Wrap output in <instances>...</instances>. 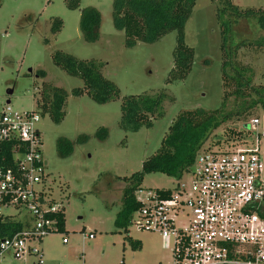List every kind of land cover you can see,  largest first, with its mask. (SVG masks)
Segmentation results:
<instances>
[{
  "label": "rangeland",
  "instance_id": "obj_1",
  "mask_svg": "<svg viewBox=\"0 0 264 264\" xmlns=\"http://www.w3.org/2000/svg\"><path fill=\"white\" fill-rule=\"evenodd\" d=\"M112 1L80 0L79 8L69 9L65 0H0V111L7 99L11 111L37 110L43 82L68 93L61 122L41 115L37 123L48 178L45 198L59 203L64 213V232L54 231L33 241L44 264H168V250L156 232L137 229L134 221L126 232L116 228L114 220L125 186L121 177L140 170L141 162L158 150L180 112L196 108L213 111L221 104L220 34L212 1L196 0L184 23V40L193 50L192 64L184 79L173 82L166 79L173 66L175 31L153 43L127 45L123 32L114 26ZM231 1L240 8H264V0ZM85 6H93L100 13L94 42H86L79 30V9ZM55 20L60 21L57 31L53 30ZM235 31L241 38L262 33L244 20L237 22ZM56 51L101 63L102 76L116 85L118 96L99 104L86 92L73 95L71 90L82 87L83 82L54 65L52 55ZM238 59L252 68L253 84L264 85V49H240ZM40 72L43 76H38ZM161 91L166 94L162 114L152 118L149 126L136 131L120 128L123 97ZM235 104L229 98L225 109L233 110ZM256 116L260 127L264 126V113L256 108L245 122L232 118L212 130L201 148L229 147L235 140L230 131L245 134L248 120ZM103 133L105 136L100 137ZM61 138L72 142L71 152L64 157L56 149ZM248 138L254 139V134ZM175 184L176 179L165 174L148 173L135 196L144 200L147 189H172ZM0 211L20 217L12 209L0 207ZM87 233L94 237L87 238ZM127 237L138 241L139 248H132ZM34 261V256H26L9 264Z\"/></svg>",
  "mask_w": 264,
  "mask_h": 264
},
{
  "label": "built area",
  "instance_id": "obj_2",
  "mask_svg": "<svg viewBox=\"0 0 264 264\" xmlns=\"http://www.w3.org/2000/svg\"><path fill=\"white\" fill-rule=\"evenodd\" d=\"M40 117L39 110L11 111L7 104L0 111V147L8 144L10 154L0 166V207L20 215L0 211V224H22L16 231L0 226V264L26 256L44 264L33 241L57 231L56 214L63 211L45 198ZM248 122L229 147L200 148L172 189H147L144 200L135 196L140 205L130 222L159 235L168 264H264V126L258 116Z\"/></svg>",
  "mask_w": 264,
  "mask_h": 264
},
{
  "label": "trees",
  "instance_id": "obj_3",
  "mask_svg": "<svg viewBox=\"0 0 264 264\" xmlns=\"http://www.w3.org/2000/svg\"><path fill=\"white\" fill-rule=\"evenodd\" d=\"M80 0H65L69 9L79 8ZM215 4V17L219 27L220 42V78L223 89L220 107L213 111L201 108L184 110L171 122L163 136L158 150L141 162L140 170L129 177H121L125 186L121 195V208L116 214L114 224L117 229L127 231L130 218L140 203L135 191L145 174L159 172L179 179L191 166L196 152L201 148L208 135L228 119L244 121L259 108L264 113V85H254L252 68L238 59L240 49L254 52L264 49V8H240L231 0H210ZM196 0H113L112 19L114 26L123 32L125 43L132 45L137 41L153 43L165 34L175 31L173 48V66L166 82L184 79L192 64L193 50L184 40V23L190 16ZM240 20L247 21L261 30L259 36L241 38L235 31ZM53 30L57 31L60 21L55 20ZM100 13L93 6L79 9V30L86 42L98 39ZM54 65L66 74L78 77L83 86L73 88V95L86 92L94 102L102 104L118 96L116 85L104 78L100 72L102 66L94 60H81L74 56L56 51L52 55ZM43 76V73H38ZM40 95L36 99V108L41 115H48L54 123L63 119L67 91L58 86L43 82ZM166 94L161 91L155 95L139 94L122 98L120 104L119 126L124 131H136L140 126H149L151 119L162 114V102ZM233 98L236 102L233 110H226V101ZM104 130V128L102 129ZM105 131V130H104ZM235 137H241L238 131H230ZM105 133L100 137H104ZM61 157L72 150V142L61 138L56 143ZM5 158V160H2ZM9 146L0 147V166L9 163ZM168 191H163L167 193ZM59 232H64V213L56 214ZM2 228L20 230L22 224L11 220L1 223ZM130 246L139 248L140 243L129 237Z\"/></svg>",
  "mask_w": 264,
  "mask_h": 264
},
{
  "label": "water",
  "instance_id": "obj_4",
  "mask_svg": "<svg viewBox=\"0 0 264 264\" xmlns=\"http://www.w3.org/2000/svg\"><path fill=\"white\" fill-rule=\"evenodd\" d=\"M11 92H12V90H8V91H7L8 94H11ZM7 103H9V100H8V99L6 100V104H7Z\"/></svg>",
  "mask_w": 264,
  "mask_h": 264
}]
</instances>
